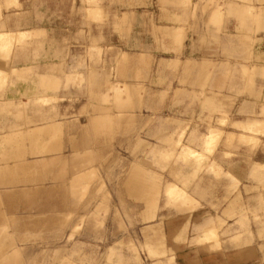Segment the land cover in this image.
I'll list each match as a JSON object with an SVG mask.
<instances>
[{"label": "rangeland", "instance_id": "rangeland-1", "mask_svg": "<svg viewBox=\"0 0 264 264\" xmlns=\"http://www.w3.org/2000/svg\"><path fill=\"white\" fill-rule=\"evenodd\" d=\"M18 2L0 0V32L43 33L0 51V264H174L158 243L187 206L180 190L208 200L224 178L237 190L218 159L264 155L241 135L259 116L239 100L263 104L251 33L264 32V0ZM229 19L250 34L226 36ZM200 25L221 49L207 61L186 53ZM261 171L250 177L264 191Z\"/></svg>", "mask_w": 264, "mask_h": 264}, {"label": "crops", "instance_id": "crops-1", "mask_svg": "<svg viewBox=\"0 0 264 264\" xmlns=\"http://www.w3.org/2000/svg\"><path fill=\"white\" fill-rule=\"evenodd\" d=\"M18 5V0H13ZM240 5V4H238ZM228 9H226L225 14ZM175 15V14H174ZM174 15H170L173 17ZM178 15V14H177ZM176 15V16H177ZM212 18V13L204 17V23H208ZM206 27L200 25L198 33L200 37L196 39L197 43L194 46L188 47L186 53L200 57V60H208L206 58L213 55L221 54V49H216L210 46L209 42L204 44L203 35H206ZM226 36H244L250 33L243 32L240 29L239 23L234 19H229L225 22ZM214 28H210V32H214ZM16 35L14 43H21L25 40L26 35H31V39L40 37L42 30H26L18 32L3 31ZM0 32V33H3ZM223 35V34H222ZM255 35L256 45L254 46V54L263 62L264 60V32ZM16 42V43H17ZM25 42V41H24ZM12 44L15 45V44ZM0 48L8 50V54L12 49ZM216 59V58H215ZM199 60V61H200ZM220 60L219 64H224ZM257 68L263 71L264 66L257 64ZM17 70V68H13ZM4 73V71L0 70ZM260 79L256 80L257 84L262 83ZM258 95V92H257ZM242 106L240 107L245 116L253 115L259 116L257 120L250 123L248 129L252 131H245L241 134L245 137L254 136L256 139L264 143V136L259 134L258 124L264 122V94L262 96L263 104L254 102V98L241 97ZM258 101V100H257ZM244 103L247 105L245 106ZM259 103V105H258ZM258 105L255 107V105ZM238 123V122H236ZM240 123V122H239ZM244 123V122H242ZM257 125V126H256ZM211 140H218L216 133L211 132L208 136V142ZM239 154L238 159L229 160L227 158L218 159L217 165L222 169L223 174H228L232 179L240 184V187L235 190L232 189V181L228 178L222 180H214V188L210 190L208 200H198L192 198L185 191L189 199L182 201L181 199H174L170 195V191L177 187H169L166 191V196L171 200H180L185 205H178V209L173 210L171 216L165 219L162 224V235L159 240L158 258L163 261L165 259L174 260V264H264V191L257 187L251 179V172L262 173L264 168V155L261 150L251 152L248 148L241 147L236 151ZM250 155L253 157H262L263 160H255L252 164L248 163ZM65 170V164L60 167ZM63 174V171H62ZM58 177H61L58 176ZM213 177V176H212ZM65 179V177L63 178ZM141 189V183L137 185ZM63 189H69L68 185L63 184ZM31 191L40 192L39 189H30ZM53 191V189H49ZM60 192V189H56ZM212 192V193H211ZM262 200V201H261ZM64 199L59 200V205L63 204ZM177 202V201H176ZM200 204L198 207L195 204ZM65 210V209H61ZM161 264H164L161 262Z\"/></svg>", "mask_w": 264, "mask_h": 264}, {"label": "bare ground", "instance_id": "bare-ground-1", "mask_svg": "<svg viewBox=\"0 0 264 264\" xmlns=\"http://www.w3.org/2000/svg\"><path fill=\"white\" fill-rule=\"evenodd\" d=\"M16 38H17V36L12 35L11 33H5V32L0 33V43L1 44L5 43L6 45H8V48H10L12 46V44L14 43Z\"/></svg>", "mask_w": 264, "mask_h": 264}]
</instances>
